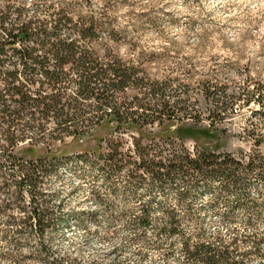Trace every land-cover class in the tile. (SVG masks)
Wrapping results in <instances>:
<instances>
[{
  "label": "rangeland",
  "instance_id": "374dc122",
  "mask_svg": "<svg viewBox=\"0 0 264 264\" xmlns=\"http://www.w3.org/2000/svg\"><path fill=\"white\" fill-rule=\"evenodd\" d=\"M60 1L74 3V18L93 14L102 24L89 43L99 56L112 53L154 81L155 99L144 97L142 103L173 113L169 119L146 124V129L179 136L180 142L172 140L190 153L202 147L227 153L243 165L264 162V0H0V9L30 14L31 2ZM255 97L262 105L252 100ZM214 107L217 110L211 112ZM106 130L103 125L94 136L53 142L55 151L71 152L59 156L36 187H21L24 212H18L17 200L8 209L19 217L32 216L36 204L45 207L49 225L40 235L45 260L187 264L181 241L198 238L224 245L233 241L235 258L251 251L259 239L260 253L248 252L242 259L245 264L264 263V179L257 172L241 175L229 192H220L218 181H212L179 200L180 182L160 189L141 168L133 167L132 161L137 164L139 158L130 150L129 132L119 135L120 143H102V151L116 145L131 155L124 154L123 167L114 173H104L103 159L78 152L96 150L95 138ZM254 139H260L259 144L254 145ZM25 143H17L11 152L24 158L41 154L40 148L25 150ZM148 143L141 139L139 145ZM129 170L143 178L134 174L130 180ZM166 209L179 219L178 234L158 232L167 220ZM143 217L147 224L140 226ZM10 233L6 240L0 234V251L8 254L0 255V264L42 263L34 252L38 247L34 229Z\"/></svg>",
  "mask_w": 264,
  "mask_h": 264
},
{
  "label": "trees",
  "instance_id": "16d2710c",
  "mask_svg": "<svg viewBox=\"0 0 264 264\" xmlns=\"http://www.w3.org/2000/svg\"><path fill=\"white\" fill-rule=\"evenodd\" d=\"M73 6L72 1L43 5L31 2L28 5L30 14L18 8L12 11L0 9V191L3 195L0 215L4 214L0 220L3 226L0 234L5 238L12 236L11 231L18 233L26 227L34 229L38 238L34 252L41 264H54L42 256L45 251L40 235L49 225L45 207L36 204L32 216L24 213L19 217L8 213V209L17 200L18 212H24L22 198L18 195L21 187H36L44 174L54 167L57 158L71 152L52 149L55 141L94 136L98 128L106 125L107 130L95 138L96 150L78 152H89L103 159L104 173H114L123 167L125 152L116 149V145L102 151V143H120L119 135L129 132L130 150L139 158L137 164L132 161L133 167L141 168L142 175L147 174L160 189L180 182L176 190L179 200L196 191L201 184L212 181H218L220 192H229L242 179L241 175L249 171L257 172L256 175L264 179V162L261 160H250L243 165L227 153L202 147L190 153L172 140L180 142L179 136L157 135L146 129L155 121L171 118L173 111L154 107L151 102L142 103L144 97L150 101L155 99L154 81L116 55L106 52L99 56L90 48L89 43L97 37L102 24L93 14L74 18ZM230 98L234 99L232 95ZM256 98L252 100L262 105ZM216 110L214 107L211 112ZM141 139L150 143L139 145ZM19 142H26L23 148L28 152L38 148L42 152L26 158L16 156L11 150ZM259 142L260 139H254V145ZM133 172L127 173L130 180L135 175L143 178L141 173L134 175ZM166 217L158 232L178 234L179 219L172 209H166ZM137 224L145 226V217ZM12 225H16L14 230ZM258 242L259 239L253 241L251 251L240 252V258L234 256L233 241L224 245L183 238L181 248L187 264L190 261L245 264L242 257L248 252L260 253ZM0 255L8 254L0 251Z\"/></svg>",
  "mask_w": 264,
  "mask_h": 264
}]
</instances>
